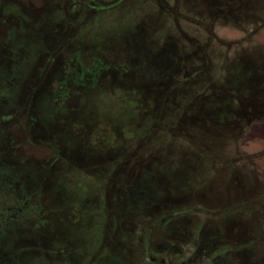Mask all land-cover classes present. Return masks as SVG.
<instances>
[{
    "label": "rangeland",
    "instance_id": "1",
    "mask_svg": "<svg viewBox=\"0 0 264 264\" xmlns=\"http://www.w3.org/2000/svg\"><path fill=\"white\" fill-rule=\"evenodd\" d=\"M0 13V71L16 68L9 81L15 107L33 109L45 103V93L60 92L48 100L52 115L43 135L16 109L9 124L6 117L0 121V138L7 142L0 146V166L21 173L29 159L47 170L49 264L60 257L48 253L61 200L78 206L79 264H142L151 227L170 209L188 235L201 230L260 257L264 0H0ZM200 29L206 31L202 38L192 35ZM24 39L30 54L24 49L20 61L10 64ZM127 46L139 48L138 55L168 56L167 76L125 71L130 63L121 48ZM92 70L95 80L84 86H57ZM241 71L249 92L234 86ZM208 97L217 116L200 111L211 109ZM35 117L32 122L39 123ZM55 142L58 159L50 147ZM11 173L0 193L16 180ZM143 174L158 201L133 211L128 202L119 203L122 185L135 187ZM63 225L69 240L68 223ZM20 238L16 248L24 249Z\"/></svg>",
    "mask_w": 264,
    "mask_h": 264
},
{
    "label": "flooded vegetation",
    "instance_id": "2",
    "mask_svg": "<svg viewBox=\"0 0 264 264\" xmlns=\"http://www.w3.org/2000/svg\"><path fill=\"white\" fill-rule=\"evenodd\" d=\"M73 3L76 2L73 1ZM99 8L101 7L97 6L95 9L97 10ZM0 17H2L1 13ZM74 24L75 23H71V25ZM176 31L177 33L175 36H180L181 34L179 31ZM210 33L211 32H208V34ZM195 34L202 38V34H206V31L200 29L192 35L196 36ZM23 35L24 34H22V36ZM24 40L22 47L19 45V48H17L18 59L15 61V54L13 51L9 59L10 64H15V62L18 63L20 61L22 50L25 49V55L27 54L28 56L30 54V41H28V39ZM199 41L200 39L198 42ZM132 47L133 46H127L121 48L125 54L123 60L126 63H130L132 66H138L142 62V59L139 58L142 54H137L139 48L132 49ZM26 58L27 57L24 59ZM166 63L169 64L168 61ZM15 70L13 69L8 74H4L3 71H0V111H3V113L0 112V121L3 122L5 117L7 122L11 120L14 115L13 111L16 109L17 112L26 114L28 116V122L32 123L33 127L38 128L37 130L43 135L48 131V126H46V124L49 117L52 115V109L47 106L48 100L57 99L60 97V92H56L54 95L45 93L43 98L45 103H40L33 109L17 108L15 107L17 99L15 94L12 93L13 89L9 86V81L14 80L10 73L15 75ZM94 76L95 70L80 72L73 78L67 77L65 82H59L57 86H59L60 89L63 85L68 83L76 87L84 86L88 80L91 82L94 81ZM3 81H6L7 85H4ZM57 102L56 100L55 105ZM32 115L37 116L35 119L39 121V123L35 121L32 122ZM10 122L11 121L7 124ZM4 126L3 123H0L1 130ZM26 130H28V128H26ZM37 130L33 132H30V130L28 131L36 135ZM4 143L7 142H4V140L0 138V146ZM57 143L58 142H55V144H51L52 146H50L54 151L53 155L55 159L59 157L56 150L58 147ZM1 156L0 152V157ZM9 173L11 172L7 168L0 166V189L5 186V176ZM47 174L46 168L42 166L38 167L34 164L32 165L29 159L25 160L21 173H19V171L11 173V175L17 177L16 180L11 181L13 179H10L9 187H6L7 189L0 193V264H49L48 260L51 259L48 258L45 250L50 243H47L46 240L47 229L45 225L47 223L49 224L53 216L48 218L51 210L48 209L46 203L45 178ZM143 175L145 178H138L137 180L139 182L135 187L126 186V184L122 185L124 186L123 189L125 194L123 200H119L122 206L125 207L128 202L131 209L137 211L140 210L142 206H147L151 204V202L158 201L157 194L154 191V185L148 181L150 177H147L145 174ZM59 204L60 206L57 207L59 210L56 211L55 214L57 218L54 225L55 233L57 234L55 237L56 242H54V249H51V251L54 250L55 252L51 253L50 251L48 254H54L55 257L60 256L55 259L54 264H79V257L81 255L77 249L78 237L76 233L78 206L68 203L67 201L62 202V200ZM159 205L158 203V206ZM170 207L172 206L169 205V208ZM140 216L141 214H139V217ZM64 221L68 223V227H66L65 231H69V240H65V236L62 235L64 232ZM20 226L24 228L22 236L17 234ZM184 227V221L180 216L178 217L176 215V211L170 209L167 213L162 215L158 222L151 227L147 235L146 243H144V247L140 253L142 264H264V252L259 253V258H255L237 241L231 244L222 242L216 240L218 238L217 236L210 238L203 235L201 230H199L198 236L194 237L191 234L188 235ZM11 229L15 231L7 232ZM8 233L10 234L9 236ZM19 237H21L20 239L24 242L25 250L16 248ZM152 237L154 240L149 242L148 240Z\"/></svg>",
    "mask_w": 264,
    "mask_h": 264
},
{
    "label": "trees",
    "instance_id": "3",
    "mask_svg": "<svg viewBox=\"0 0 264 264\" xmlns=\"http://www.w3.org/2000/svg\"><path fill=\"white\" fill-rule=\"evenodd\" d=\"M152 7H153V5H152ZM167 57L168 56L165 57L164 54H159V53L157 55H155L154 57H151L150 53H147V54L143 53L142 55L139 56V58L142 59V62L138 66H135V68L133 66H131V64L130 65H125L124 66L125 67V71H127L129 73H131V71H133V75L136 76V77H144L146 75L148 76L147 73H149V74L157 73L158 76H160V77L161 76H167L168 72L165 69V64L167 62V59H166ZM234 79H235V82H234V86L235 87H236V85H239L240 90H243L245 92H249L250 91L249 84L246 83V81H245V75H244L243 71H241L238 74H236ZM213 102H215V100H213V99L208 97L207 100H206V107L210 106L211 109H209V108H207L205 110L201 109L200 111H202L203 114L207 115V116H212V115L217 116L216 115L217 113H215V109L213 108V106H214ZM211 110L214 113V114L212 113V115H211ZM205 138H208V136L207 137L205 136ZM218 139H219V137H215V139L213 141L216 143Z\"/></svg>",
    "mask_w": 264,
    "mask_h": 264
}]
</instances>
